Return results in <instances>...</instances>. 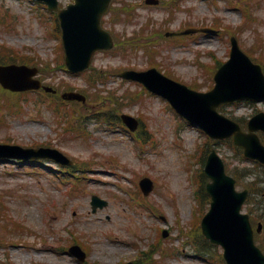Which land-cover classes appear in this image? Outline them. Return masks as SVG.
Listing matches in <instances>:
<instances>
[{"label":"rangeland","instance_id":"1","mask_svg":"<svg viewBox=\"0 0 264 264\" xmlns=\"http://www.w3.org/2000/svg\"><path fill=\"white\" fill-rule=\"evenodd\" d=\"M61 1L62 5L72 2ZM128 2L137 5L130 19L124 15L120 23L114 24L109 15L104 22L117 36H131L148 29L158 37L160 32L211 26L217 22H220L222 36L192 37L184 42V48L164 42L156 55L158 58L152 62L143 50L127 56L117 50L99 53L94 60L97 68L119 73L125 68L146 70L153 63L180 82L188 86L200 85L205 87L202 90H207L211 86V66L213 69L217 61L225 62L229 58L231 35L225 28L245 25L241 11L244 12L246 5L253 11L255 22L240 30L237 36L245 51L252 48L255 59L263 58L264 61L261 48L264 46V0H217L216 3L213 0H183L179 3L181 9L171 17L167 8H144L143 0ZM140 3L142 5H138ZM232 4L240 7L239 12L232 14L227 10ZM55 29L54 18L43 4L30 0H0V45L55 66L62 55L61 40ZM133 40L140 42L137 38ZM209 52L215 53V61ZM88 79L89 74L65 71L43 79L45 84L59 90V94L73 90L98 95L99 98L95 102L88 101L86 107L80 103L76 106L75 119L87 131L86 138L57 130L56 118L60 113L49 106L43 95L32 93L16 98L4 94V97L23 103L18 114L0 112V143L57 148L77 163L74 174L83 178L65 181V175L58 171L60 166L50 160L45 163L0 162V202L8 207L9 217L26 228L8 230L6 240L0 239V263L122 264L137 260L141 250L160 241L159 246L163 248L180 249L166 260L160 255L154 256L152 262L211 264L201 259L177 226L178 223L190 226L194 218L195 176L201 168L195 154L197 145L204 143L207 136L183 122L164 99L141 92L143 88L138 84L123 81L116 75L108 78L105 84L87 89ZM109 91L117 97L132 95V99L117 106L114 98L108 96ZM97 92L103 94L99 96ZM223 109L232 118L248 122L253 115L264 111V103L239 102L224 105ZM122 113L141 120L144 126L141 130L152 137L147 146L150 149L142 156L133 135L120 124ZM104 114L110 122L104 120ZM154 142L156 145L152 147ZM217 148L229 166L249 167L254 176L264 180V169L244 162L229 144L221 142ZM144 176L151 177L156 188L151 195L142 196V201L136 202L133 196H137L138 181ZM245 187L240 185L238 189ZM94 194L107 200L108 206L94 212L91 207ZM152 206L159 208V216L153 213ZM252 209L253 214L246 208L244 212L256 217V225L264 223V196H253ZM2 222L5 221L0 217V227L5 228ZM163 230H168L167 238L163 237ZM0 235L3 232L0 231ZM75 240L88 249L85 262L61 250L62 246L70 247ZM218 250L221 253L222 249Z\"/></svg>","mask_w":264,"mask_h":264},{"label":"water","instance_id":"2","mask_svg":"<svg viewBox=\"0 0 264 264\" xmlns=\"http://www.w3.org/2000/svg\"><path fill=\"white\" fill-rule=\"evenodd\" d=\"M45 1L51 9L58 10V0ZM110 1L75 0V4L69 6L67 10L59 11L69 53L72 54L70 44L74 39V51L76 53L82 51L85 53L84 63L80 66V69L86 67L95 49L103 48V45H108V47L112 45L109 36L108 38L106 37V42L99 38L100 35L105 34L101 30L100 19L107 11ZM19 69L17 67H0L3 73ZM0 79L10 88L20 89L26 87V83L19 77L16 78L17 85L15 86H13L12 82ZM142 79L153 90L169 96L174 105L185 115L203 125H208V113L202 109L201 103L206 96L188 91L185 87L168 81L154 70L145 74ZM217 80L218 85L211 95L212 98L218 96L225 86L230 87L236 83L229 93L230 97L264 100V76L260 68L253 65L247 57L240 54L236 47L233 50L232 59L218 73ZM214 119L217 121V117ZM223 121L226 122V120ZM252 128L264 129V114L254 120ZM226 129L228 136L232 135V133L234 134L236 143L245 148L248 156L264 162V146L256 135L243 134L232 123ZM42 151H49L46 152L49 153V156H53V154L59 155L58 159L65 161V158L56 151L22 149L16 146H0V157H34ZM211 160L213 161L208 168V174L214 180V183L209 186L213 194V203L211 211L203 220L205 234L213 242L220 243L225 247V257L229 264H264V256L254 246L248 216L240 214L245 194H237L234 191L235 181L225 176L223 165L215 155H212ZM143 186L150 189L148 181H144ZM145 191L149 192L146 189ZM94 203L98 204L101 202L95 198ZM71 251L81 258L85 256L79 247H74Z\"/></svg>","mask_w":264,"mask_h":264},{"label":"trees","instance_id":"3","mask_svg":"<svg viewBox=\"0 0 264 264\" xmlns=\"http://www.w3.org/2000/svg\"><path fill=\"white\" fill-rule=\"evenodd\" d=\"M2 56V55H1ZM3 57V61H9V58L7 57V55H6V57L5 56H2ZM15 57H16V55H15ZM16 59H20V60H24V61H27V58L26 57H16ZM13 59H11V61H12ZM15 61V60H14Z\"/></svg>","mask_w":264,"mask_h":264}]
</instances>
